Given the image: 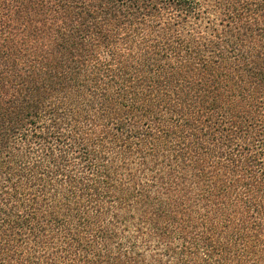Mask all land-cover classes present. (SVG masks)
Wrapping results in <instances>:
<instances>
[{"label":"trees","instance_id":"trees-1","mask_svg":"<svg viewBox=\"0 0 264 264\" xmlns=\"http://www.w3.org/2000/svg\"><path fill=\"white\" fill-rule=\"evenodd\" d=\"M0 264H264V0H0Z\"/></svg>","mask_w":264,"mask_h":264}]
</instances>
